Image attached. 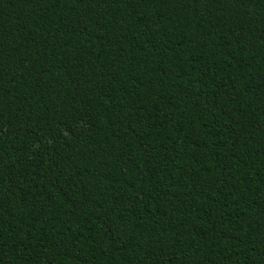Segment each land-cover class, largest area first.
<instances>
[{
  "label": "trees",
  "instance_id": "trees-1",
  "mask_svg": "<svg viewBox=\"0 0 264 264\" xmlns=\"http://www.w3.org/2000/svg\"><path fill=\"white\" fill-rule=\"evenodd\" d=\"M0 264H264V0H0Z\"/></svg>",
  "mask_w": 264,
  "mask_h": 264
}]
</instances>
